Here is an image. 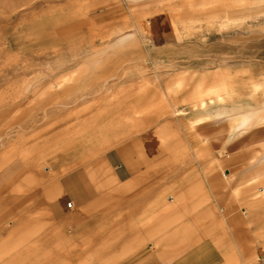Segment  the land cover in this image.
<instances>
[{"label":"rangeland","instance_id":"1","mask_svg":"<svg viewBox=\"0 0 264 264\" xmlns=\"http://www.w3.org/2000/svg\"><path fill=\"white\" fill-rule=\"evenodd\" d=\"M199 121L211 128L197 133ZM194 133L208 158L192 155ZM136 134L181 153L175 167L227 178L226 156L240 154L261 166L264 0H0V199L32 198L33 175L79 168ZM56 252L18 262L0 250V264H70Z\"/></svg>","mask_w":264,"mask_h":264},{"label":"crops","instance_id":"2","mask_svg":"<svg viewBox=\"0 0 264 264\" xmlns=\"http://www.w3.org/2000/svg\"><path fill=\"white\" fill-rule=\"evenodd\" d=\"M204 123L197 133L211 128ZM192 137L194 158H208ZM148 138L131 136L70 171L51 165L33 175L32 198L0 199V238L11 239L1 252L18 262L62 248L70 264H264V162L250 168L242 154L226 156L224 178L216 166L175 167L169 160L181 153ZM14 218L17 227L5 230Z\"/></svg>","mask_w":264,"mask_h":264},{"label":"bare ground","instance_id":"3","mask_svg":"<svg viewBox=\"0 0 264 264\" xmlns=\"http://www.w3.org/2000/svg\"><path fill=\"white\" fill-rule=\"evenodd\" d=\"M204 105H205V104L203 103V104H202V107H203ZM248 120H249V118L244 119L243 124H247Z\"/></svg>","mask_w":264,"mask_h":264},{"label":"built area","instance_id":"4","mask_svg":"<svg viewBox=\"0 0 264 264\" xmlns=\"http://www.w3.org/2000/svg\"><path fill=\"white\" fill-rule=\"evenodd\" d=\"M71 206H72V203L70 202V203L68 204V207H70V208H71Z\"/></svg>","mask_w":264,"mask_h":264}]
</instances>
